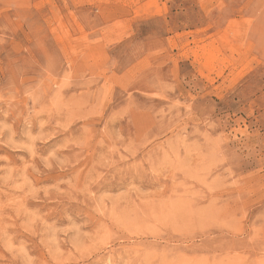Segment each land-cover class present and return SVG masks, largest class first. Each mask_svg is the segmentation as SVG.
I'll list each match as a JSON object with an SVG mask.
<instances>
[{
    "label": "rangeland",
    "instance_id": "374dc122",
    "mask_svg": "<svg viewBox=\"0 0 264 264\" xmlns=\"http://www.w3.org/2000/svg\"><path fill=\"white\" fill-rule=\"evenodd\" d=\"M0 264H264V0H0Z\"/></svg>",
    "mask_w": 264,
    "mask_h": 264
}]
</instances>
